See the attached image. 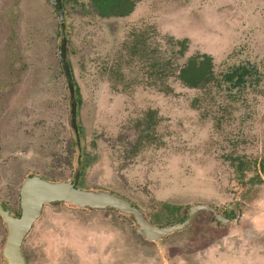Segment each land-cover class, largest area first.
Instances as JSON below:
<instances>
[{
  "label": "rangeland",
  "instance_id": "obj_1",
  "mask_svg": "<svg viewBox=\"0 0 264 264\" xmlns=\"http://www.w3.org/2000/svg\"><path fill=\"white\" fill-rule=\"evenodd\" d=\"M131 1L129 15L103 17L92 0H63L80 93L71 106L50 0H0V203L18 214L32 174L71 180L81 147V188L123 197L154 222L235 201L241 219L203 211L162 254L128 215L55 204L25 241L29 264H264V180L247 172L264 166V0ZM205 56L208 84L189 87L181 74ZM241 66L252 76L231 91L224 77ZM6 238L0 216V264Z\"/></svg>",
  "mask_w": 264,
  "mask_h": 264
},
{
  "label": "water",
  "instance_id": "obj_2",
  "mask_svg": "<svg viewBox=\"0 0 264 264\" xmlns=\"http://www.w3.org/2000/svg\"><path fill=\"white\" fill-rule=\"evenodd\" d=\"M56 6V0H51ZM62 23L64 14L59 12ZM64 46L59 50V58L63 62L64 70L71 78L69 67L64 56ZM65 204L74 209H88L91 211L115 210L128 215L136 226L145 234L148 241L157 245L164 253L162 241L175 232L183 231L190 226L196 214L200 211L214 210L203 205L189 208L188 219L180 225L159 229L145 218V215L133 203L123 197L106 191L84 190L71 182L53 183L38 176L28 177L20 192V217H14L0 203V216L6 225L7 238L2 249V264H29L24 252V244L35 224L41 219L46 206ZM237 210V209H236ZM221 222H227L224 217L216 216Z\"/></svg>",
  "mask_w": 264,
  "mask_h": 264
},
{
  "label": "flooded vegetation",
  "instance_id": "obj_3",
  "mask_svg": "<svg viewBox=\"0 0 264 264\" xmlns=\"http://www.w3.org/2000/svg\"><path fill=\"white\" fill-rule=\"evenodd\" d=\"M56 2H57V5L56 6H54L52 3H51V0H50V3H51V5L53 6V8H54V10L56 11V13H57V16H58V19H59V29H60V35H61V46H60V48L62 47V46H64V51H63V53H64V56H65V59H66V61H67V64H68V67H69V73H70V75H71V78L68 80V76H67V74H66V71L64 70V67H63V62H62V60L59 58V60H60V62H61V65H62V70H63V73H64V75H65V78H66V82H67V86H68V90H69V92H70V97L73 99L72 100V103H70L71 104V106H73V103L75 102V100L76 99H78V96H80V93H79V89L77 88V86H76V84H75V82H74V76H73V74H72V71H71V68H70V65H69V61H68V56H67V43H68V36H67V34H68V32H67V28H68V24H67V16H66V12L64 11V4H63V0H56ZM59 12H62L63 14H64V23H62V20H61V16H60V13ZM60 48H59V50H60ZM58 56H59V53H58ZM239 68H246V69H248V71H249V73H250V75H247L245 78V82H244V85H242V84H240V85H237V80H234V81H232V82H228V81H225V83L228 85V88L231 90V91H238V90H240V89H242L245 85H246V81H247V78L248 77H250V76H252V70L250 69V68H248V67H245V66H241V67H239ZM234 71V70H233ZM232 71V72H233ZM229 74V73H228ZM227 74V75H228ZM226 75V76H227ZM225 76V77H226ZM224 77V78H225ZM200 87H202V85H199ZM198 86V87H199ZM243 90V89H242ZM77 102H78V100H77ZM76 107H73V110H71V119H70V123H71V128H72V130L74 131V133L76 132H78V129H77V127H76ZM76 136H78V135H76ZM76 143H77V145H80L81 146V143H80V140H79V136L77 137V140H76ZM232 160V159H231ZM241 160H242V158H241ZM243 161V160H242ZM84 163H83V154H82V152H81V147L79 148V156H78V168H77V171L75 172V174L73 175V177L71 178V180H69V181H67V182H71V183H73L74 185H76V186H78V187H80L81 188V182H80V179H81V177L83 176V172H84ZM247 172L248 173H250V172H253V173H256L257 174V178H252L250 181H251V183H253L255 180H256V182H254V183H257V181L258 182H261V181H263L264 180V166L262 167V166H259L258 165V167H256L255 168V166H253L252 168H249L248 170H247ZM31 176H38V177H40V178H42L43 179V176H41V174H32V175H30V176H27L26 177V179L28 178V177H31ZM25 179V180H26ZM54 183H57V182H54ZM61 183H64V182H61ZM83 189V188H82ZM110 193V192H109ZM238 201H240V197H238V198H236ZM235 199V200H236ZM234 200V201H235ZM239 203V202H238ZM2 204V203H1ZM201 203H198V205H200ZM3 206L5 207V209L7 210V207H6V205H4L3 204ZM137 207V206H136ZM207 207H210V208H212L214 211L213 212H211V211H205L204 210V212H209V213H211L212 215H213V217L215 218V220H217L216 219V216H222V217H224L226 220H228L227 222H222V223H224V224H233V223H237V222H239L240 221V219H241V213L239 212V207L237 206V201H235V203H233V204H230L229 206H227L225 209H224V211H222V210H219V209H215V208H213V207H211V206H207ZM232 207H233V209H232ZM138 208V207H137ZM180 209V208H179ZM237 209V210H236ZM144 215H145V218L148 220V221H150L152 224L154 223V225H156L159 229H164V228H168V225H164L163 223H161L160 221H158L157 220V222H154V221H152L150 218H149V216L145 213V212H143L141 209H139ZM8 211V210H7ZM178 211H180V213H182V211H183V208H181L180 210H178ZM201 212H203V211H200V212H198L197 214H196V216H195V218H194V220L196 219V217H198V215L201 213ZM11 215L12 216H14V217H20V215H21V208H20V212L17 214H14V213H11ZM125 216H127V215H125ZM127 217H129V216H127ZM186 217V216H185ZM130 218V217H129ZM187 219H188V216L186 217ZM193 220V221H194ZM180 223H183V222H180ZM179 224V223H178ZM180 225V224H179ZM192 225V224H191ZM174 226V225H173ZM176 226V225H175ZM171 227V226H170ZM171 235V234H170ZM169 235V236H170ZM169 236H167L165 239H167ZM164 239V240H165ZM164 240L162 241V243L164 242Z\"/></svg>",
  "mask_w": 264,
  "mask_h": 264
},
{
  "label": "trees",
  "instance_id": "obj_4",
  "mask_svg": "<svg viewBox=\"0 0 264 264\" xmlns=\"http://www.w3.org/2000/svg\"><path fill=\"white\" fill-rule=\"evenodd\" d=\"M92 3L98 10L100 15L103 17L112 14V12H118L119 15L127 16L130 14L134 7V4L131 0H92ZM211 63V58L205 56V60H203L201 66L197 67V65L192 62V64L190 65L191 73L188 74V72H185L184 70L180 77L183 81H186L188 83L189 87H198V77L200 80L202 77H206V75H209ZM247 75H250L248 69L238 67L233 72L229 73L225 77L224 81H228L230 83L234 80H237V85H244L246 79L245 77ZM208 78L209 76L206 77L204 82H202L203 80H200L202 82V85L208 84Z\"/></svg>",
  "mask_w": 264,
  "mask_h": 264
}]
</instances>
